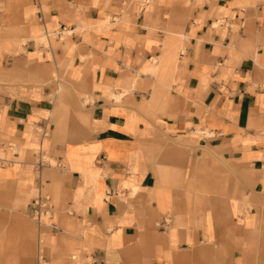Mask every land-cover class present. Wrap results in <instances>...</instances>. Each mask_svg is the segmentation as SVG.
<instances>
[{
	"label": "crops",
	"instance_id": "crops-1",
	"mask_svg": "<svg viewBox=\"0 0 264 264\" xmlns=\"http://www.w3.org/2000/svg\"><path fill=\"white\" fill-rule=\"evenodd\" d=\"M1 153L0 264H250L264 0H0Z\"/></svg>",
	"mask_w": 264,
	"mask_h": 264
},
{
	"label": "rangeland",
	"instance_id": "rangeland-1",
	"mask_svg": "<svg viewBox=\"0 0 264 264\" xmlns=\"http://www.w3.org/2000/svg\"><path fill=\"white\" fill-rule=\"evenodd\" d=\"M59 85L62 87L64 86V79H60ZM82 96H83L85 102L90 100V99L86 98L85 94ZM0 155H1V157H4V154L1 153ZM51 162L55 163L53 160ZM5 164H8V163H5ZM0 165H1V162H0ZM220 180H224V177ZM225 192L226 191H224V190H212V196H222V194ZM250 214L253 216H257L258 222L256 223V225L254 227H252L250 229L249 237H248V239H246L244 241V242H246L244 244L245 245L247 244L246 246L248 247V250H250V252H251L252 258H251L250 264H264V203L259 205V206H254V208H253V210H251ZM224 217L225 216H222L221 219L225 220ZM26 220H27L26 221L27 223H30L31 225H33V229L35 230V233H36L37 232L36 223L30 217H28ZM42 239H43V241L46 240V232L45 231L42 233Z\"/></svg>",
	"mask_w": 264,
	"mask_h": 264
},
{
	"label": "built area",
	"instance_id": "built-area-1",
	"mask_svg": "<svg viewBox=\"0 0 264 264\" xmlns=\"http://www.w3.org/2000/svg\"><path fill=\"white\" fill-rule=\"evenodd\" d=\"M47 161L44 158H39V160L37 161L36 165L38 168L44 167L46 166ZM48 199V197H39L36 201H35V210L34 212L36 213L37 216L40 215L41 212V208L46 204V200ZM74 259H77V255L73 256ZM43 256L41 255L40 258V264H43Z\"/></svg>",
	"mask_w": 264,
	"mask_h": 264
},
{
	"label": "bare ground",
	"instance_id": "bare-ground-1",
	"mask_svg": "<svg viewBox=\"0 0 264 264\" xmlns=\"http://www.w3.org/2000/svg\"><path fill=\"white\" fill-rule=\"evenodd\" d=\"M172 53V52H171Z\"/></svg>",
	"mask_w": 264,
	"mask_h": 264
}]
</instances>
